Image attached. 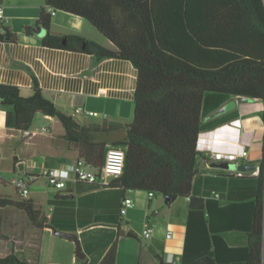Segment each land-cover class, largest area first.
<instances>
[{
  "label": "trees",
  "instance_id": "trees-1",
  "mask_svg": "<svg viewBox=\"0 0 264 264\" xmlns=\"http://www.w3.org/2000/svg\"><path fill=\"white\" fill-rule=\"evenodd\" d=\"M238 4L237 0H46L37 25L49 31L52 10L67 11L91 22L115 49L80 35L59 38L50 32L42 39L44 45L86 51L97 60L128 59L138 69L130 123L108 118L82 123L48 98L37 80L29 96L16 85L0 83V108H12L6 124L25 136L35 116L44 114L62 122L64 138L93 167L103 165L110 146L125 149L124 172L109 185L77 181L92 189L111 190L109 199L111 203L117 199L118 213L107 218L108 223L120 225L118 214L122 216L128 190L189 198L181 264H264V149L257 175L201 173L198 168L200 133L221 123L220 117L206 120L211 113L233 95L256 97L264 103V57L239 51L226 33L221 39L222 5L230 8L235 25ZM24 29L32 32L30 26ZM0 40L17 41V34L1 19ZM69 200L59 195L51 199L50 216L19 193L15 199L0 197V208L22 210L37 230L47 226L68 230L70 218L80 216L73 208L81 207L80 200L78 205ZM102 221L93 218L89 222ZM3 223L0 212V239L7 240ZM229 232L245 234L248 243L231 245L225 237ZM117 252L114 241L98 264H116ZM154 256L158 264H172L158 253ZM0 264L32 263L12 249L0 257Z\"/></svg>",
  "mask_w": 264,
  "mask_h": 264
},
{
  "label": "crops",
  "instance_id": "crops-1",
  "mask_svg": "<svg viewBox=\"0 0 264 264\" xmlns=\"http://www.w3.org/2000/svg\"><path fill=\"white\" fill-rule=\"evenodd\" d=\"M237 1L239 4L235 25L230 8L222 5L221 39L225 38L226 33L228 41L239 45V51L245 50L247 55L251 53L252 56L264 57V0L263 3L260 0ZM0 2L4 4L6 26L17 34L16 42L0 40V83L16 85L23 95L29 96L33 93L34 82L37 80L44 94L65 112L72 114L79 106L95 112L94 115L78 114L76 117L82 123L100 122L106 118L124 123L132 121L138 69L130 60L117 57L97 60L93 54L86 51L46 46L42 43L43 37L50 32L59 38L80 35L107 48L115 49L111 40L98 28L76 14L52 10V25L47 31L35 23L41 8L46 5V0H0ZM26 26L32 27L31 33L25 31ZM224 107L225 111L215 117L212 116ZM219 109L211 113L206 120L220 117L221 123L200 133L199 171L235 174V170H228L222 166L229 162H217L211 158L210 153L216 150L240 152L242 149H248L249 158L242 159L241 163L257 164L258 170L245 175H257L264 149L263 101L256 97L233 95ZM10 110L11 107L0 108V159H13L14 170L19 162H23L25 165L23 171L34 173L39 178L42 169L64 165L79 158L77 146L64 138L65 128L58 118L37 114L30 134L25 136L21 131L7 126L6 120ZM231 163L233 162L229 164ZM38 187H41L39 183L35 184L28 198L32 199L47 216L54 210L49 201L57 195L68 196L72 204H77L80 200L81 207L73 208L80 216L70 218L65 227L68 230L63 231L79 234L84 243L86 257L80 259L76 253H72L70 258L63 255L44 258L40 252L41 233L53 229L47 226L37 230L28 218L26 227L20 220L11 219L9 224L4 217L3 232L8 239L3 240L12 243L10 252L14 249L21 258L32 264H98L114 241L118 244L116 264H158L154 253L160 254L169 263L181 264L189 215V198H174L170 203L165 202V207L161 201L156 200L158 202L156 211L150 215L155 205L154 199L158 196L150 198L146 190H128L125 196L133 198L135 206L125 215L118 214L122 221L117 225L106 221L107 218H115L118 213L115 204L117 199L112 203L109 199L111 190L103 187L92 189L86 184L70 181L65 189H55L54 195L48 198L49 205L45 210L40 204L39 197L33 196L37 190L35 188ZM85 196H90L86 202L81 200ZM0 197L17 198L7 195ZM8 207L12 206L0 208V212L3 214ZM93 218H102L104 221L89 222ZM139 224L143 225L141 236L135 232V227ZM77 225L76 231L69 230ZM148 225L152 226L154 231L146 237L144 230ZM168 229L172 230L170 238L167 237ZM122 230L132 231L135 236L123 234ZM37 233L38 244L34 239ZM90 233L110 235V238L101 244V251L97 253L92 250V240L87 244L85 242L91 236ZM225 237L231 245L248 243V237L240 232H229Z\"/></svg>",
  "mask_w": 264,
  "mask_h": 264
},
{
  "label": "built area",
  "instance_id": "built-area-1",
  "mask_svg": "<svg viewBox=\"0 0 264 264\" xmlns=\"http://www.w3.org/2000/svg\"><path fill=\"white\" fill-rule=\"evenodd\" d=\"M0 19L6 20L4 13V4L0 2ZM94 115V111L86 110L83 106L76 107L72 112L73 116L78 114ZM211 158L217 162H233L236 165L241 163L242 159H248L250 152L248 149H242L240 152L216 150L212 151ZM126 151L122 147L110 146L106 152L105 160L100 168L89 165L84 159L78 158L74 162H70L60 166L47 167L41 170L39 175L45 177L48 184L58 190L65 189L70 181H81L88 183H98L100 185H109L113 179L120 177L125 169ZM250 173V172H249ZM255 173V172H253ZM235 174L243 176L246 172L235 169ZM1 177V172H0ZM38 178L34 173H26V175L15 177L11 180L17 193L22 197L28 198L31 192V186ZM149 197H154V192H148ZM217 198L220 193L214 192ZM135 206V200L131 197H125L122 201L121 214L125 215L128 210ZM154 231L152 226H147L144 230L146 237L150 236ZM167 237H172V230L168 229Z\"/></svg>",
  "mask_w": 264,
  "mask_h": 264
},
{
  "label": "rangeland",
  "instance_id": "rangeland-1",
  "mask_svg": "<svg viewBox=\"0 0 264 264\" xmlns=\"http://www.w3.org/2000/svg\"><path fill=\"white\" fill-rule=\"evenodd\" d=\"M8 153L9 152H6V154ZM13 162H14L13 159L11 160H6V159L1 160L0 159L1 177L5 181L4 183L3 181L0 180V195L18 197V193L16 192L14 186L11 184V180L15 177L26 175V172L21 171L18 166L14 170L12 166ZM233 166L231 167L227 166L225 168L228 170H235L236 167H233ZM36 182L37 181L33 183V185L31 186V189L35 186V184L37 185L38 183L41 187L35 188L37 190L33 193V196L34 198L39 197L40 204L45 210H47L48 205H49L48 198L54 195L53 193L55 192L56 188L50 186L48 184L47 179L43 176H40L38 178V182L37 183ZM42 185H45V186H42ZM181 198L184 199V197H181ZM156 200L161 201V204L164 207L166 206L165 204L166 197L164 195H159L158 197L154 199L155 205L153 209L150 211V215H152L154 211H156V208H157L156 204H158ZM3 214L5 217V221H7V223L11 221V219H14V220H20L24 227L27 226L26 224L28 223L27 216L23 211L12 208V207H8L7 209L4 210ZM142 226H143L142 224H139L137 225V227H135V232L139 234L140 236H141ZM90 234L91 236H89L88 239L85 240V242L87 244L89 240L90 241L92 240L93 241L92 250L96 253L101 251L102 249L101 244L104 243L107 238H110V235L108 233H105V234L95 233L94 235L93 233H90ZM34 239H35V243L38 244L39 243L38 233L34 237ZM96 241H99V242H96ZM81 243H82L83 251L85 252L84 243L82 241V238H81ZM11 248H12V243H9L3 239H0V257L6 256L10 252ZM76 248H77V245L75 241L64 238V237H60L56 235L53 230H48V231H45L44 233H41L40 252H42L44 258H52L53 256H57V255H63V256H66L67 258H70L72 253H76Z\"/></svg>",
  "mask_w": 264,
  "mask_h": 264
},
{
  "label": "water",
  "instance_id": "water-1",
  "mask_svg": "<svg viewBox=\"0 0 264 264\" xmlns=\"http://www.w3.org/2000/svg\"><path fill=\"white\" fill-rule=\"evenodd\" d=\"M63 43H66V40H64ZM225 110H226V107L221 108L216 113H214L212 116L215 117V116H217L218 114H220L221 112H223ZM233 165H234L233 163H231V164L228 163V164H223L222 166H224V167H227V166L228 167H231ZM18 167H19V169L21 171H23L24 168H25V165H24L23 162H19ZM233 167H236L238 170L243 171V172H246V173L255 172L256 170H258L257 164H254V163H240V164H238L236 166L234 165ZM165 197H166V202L169 199H172V198H170L168 196H165ZM52 229H53V231H54V233L56 235L75 241V243L77 245V248H76V256L78 258H80V259H85L86 254L83 251L81 239H80V236H79L78 233H71V232H67V231H63V230H58V229H55V228H52ZM122 233L123 234H126L128 236H133V237L135 236V234L132 231L122 230Z\"/></svg>",
  "mask_w": 264,
  "mask_h": 264
}]
</instances>
